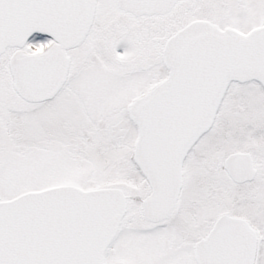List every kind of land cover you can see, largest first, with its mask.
Segmentation results:
<instances>
[{"label": "snow or ice", "instance_id": "6c2138e0", "mask_svg": "<svg viewBox=\"0 0 264 264\" xmlns=\"http://www.w3.org/2000/svg\"><path fill=\"white\" fill-rule=\"evenodd\" d=\"M0 264H264V0H0Z\"/></svg>", "mask_w": 264, "mask_h": 264}]
</instances>
